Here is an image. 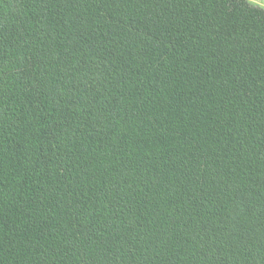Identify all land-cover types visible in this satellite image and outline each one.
<instances>
[{
    "label": "trees",
    "instance_id": "16d2710c",
    "mask_svg": "<svg viewBox=\"0 0 264 264\" xmlns=\"http://www.w3.org/2000/svg\"><path fill=\"white\" fill-rule=\"evenodd\" d=\"M0 264H264V8L0 0Z\"/></svg>",
    "mask_w": 264,
    "mask_h": 264
},
{
    "label": "crops",
    "instance_id": "0c3cea01",
    "mask_svg": "<svg viewBox=\"0 0 264 264\" xmlns=\"http://www.w3.org/2000/svg\"><path fill=\"white\" fill-rule=\"evenodd\" d=\"M251 3L256 4L264 8V0H249Z\"/></svg>",
    "mask_w": 264,
    "mask_h": 264
}]
</instances>
